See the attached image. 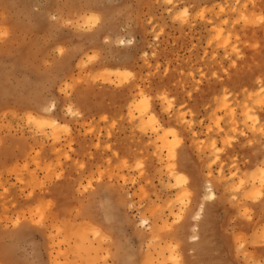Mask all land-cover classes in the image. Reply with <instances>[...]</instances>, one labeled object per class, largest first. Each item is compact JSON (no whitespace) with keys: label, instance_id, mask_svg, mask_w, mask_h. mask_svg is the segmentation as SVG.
I'll list each match as a JSON object with an SVG mask.
<instances>
[{"label":"rangeland","instance_id":"1","mask_svg":"<svg viewBox=\"0 0 264 264\" xmlns=\"http://www.w3.org/2000/svg\"><path fill=\"white\" fill-rule=\"evenodd\" d=\"M0 30V264H264V0H0Z\"/></svg>","mask_w":264,"mask_h":264},{"label":"bare ground","instance_id":"2","mask_svg":"<svg viewBox=\"0 0 264 264\" xmlns=\"http://www.w3.org/2000/svg\"><path fill=\"white\" fill-rule=\"evenodd\" d=\"M141 96V95H140ZM145 101V100H144ZM143 102V101H142ZM132 103V107L135 108V111H137L138 113V119L141 121L142 125H146V123L144 122L145 117L149 116V121H155L154 124H156L158 122V124H156L153 128L152 131L157 135H159V140L162 143L161 145H163V149H166L167 151L171 152L173 149V144L172 142L169 140L168 137V133H167V129L164 127L165 125L160 124L159 120H156L157 117H155L153 115V113L148 112V105L146 106L144 103L141 104L140 102H138L137 100H133ZM53 108V107H52ZM151 111V110H150ZM43 119V118H42ZM146 120V119H145ZM148 120V119H147ZM157 121V122H156ZM54 125L58 124L57 121H53L52 122ZM150 123V122H149ZM148 123V124H149ZM152 124V123H150ZM153 125V124H152ZM169 132V131H168ZM161 135V136H160ZM161 149V147H159ZM209 186V185H208ZM210 187V186H209ZM207 197L208 199H211L214 197V193L212 191L211 188H207ZM145 219H142L141 221H144ZM144 224V223H142ZM144 226V225H143ZM195 240H197V238H195Z\"/></svg>","mask_w":264,"mask_h":264},{"label":"snow or ice","instance_id":"3","mask_svg":"<svg viewBox=\"0 0 264 264\" xmlns=\"http://www.w3.org/2000/svg\"><path fill=\"white\" fill-rule=\"evenodd\" d=\"M168 3L170 4V3H171V0H168ZM52 19H53V20H56L57 17H56V16H53ZM100 24H102L101 17L96 16V15H92V16H89V17H88V27L91 28V27H95L96 25H100ZM6 34H7L6 32H4L3 30H0V38H3ZM105 43H107V41H105ZM57 51L60 53V55H63V54H64V49H63V48H60V49H58ZM93 59H95V56H90V57H89V60H93ZM129 75H130V74H129ZM262 90H264V86H262ZM162 99H164V98L162 97ZM168 107H169V109H170V108H171V104H169ZM251 118H252V117H250V119H251ZM172 136L175 137V136H176V133L173 132V133H172ZM179 143H180V141H179L178 139H175V140H174V145H175L176 147L179 146ZM170 156H171V159H172V160H176V159H177L176 154H175L174 152L171 153ZM137 167H142V165H139V164H138ZM57 179H59V177H57ZM183 179H184V182H185V183L188 182L186 178H183ZM207 198H208V197H206V199H207ZM202 207H203V206H202ZM142 223L147 224L148 221H147V220H144V221H142ZM17 224H19V221H18V220H17ZM195 238H196V237L194 236L193 239H195Z\"/></svg>","mask_w":264,"mask_h":264}]
</instances>
